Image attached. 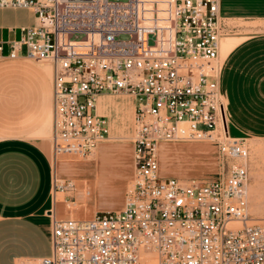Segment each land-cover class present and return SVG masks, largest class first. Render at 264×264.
<instances>
[{
  "label": "built area",
  "instance_id": "1",
  "mask_svg": "<svg viewBox=\"0 0 264 264\" xmlns=\"http://www.w3.org/2000/svg\"><path fill=\"white\" fill-rule=\"evenodd\" d=\"M221 0H0L35 22L0 38V58L53 66L55 156L85 158L110 139L104 94L134 97L133 179L118 210L52 221L41 264H264V217L250 210L251 147L229 129ZM7 50V51H6ZM212 142L219 173L167 177L165 144ZM59 190L76 183L56 178Z\"/></svg>",
  "mask_w": 264,
  "mask_h": 264
},
{
  "label": "crops",
  "instance_id": "2",
  "mask_svg": "<svg viewBox=\"0 0 264 264\" xmlns=\"http://www.w3.org/2000/svg\"><path fill=\"white\" fill-rule=\"evenodd\" d=\"M21 12L32 11L0 9L1 39L18 38L20 28L30 25ZM220 14L230 30L220 47L221 84L229 102L230 133L264 137V26L238 24L264 22V0H221ZM45 72L52 78L53 73ZM112 95H102L98 109L109 117L110 134L116 128L125 138L131 130L134 97L129 104ZM52 117L50 109L33 133L40 143L25 137L0 138V264H41L40 260L53 251V217L85 218L97 211L93 192L99 186L98 177H60L78 187H55L56 178L68 173L65 166L60 168L50 144L44 140L51 131ZM100 154L106 157L107 151ZM88 204L94 212L87 211Z\"/></svg>",
  "mask_w": 264,
  "mask_h": 264
},
{
  "label": "rangeland",
  "instance_id": "3",
  "mask_svg": "<svg viewBox=\"0 0 264 264\" xmlns=\"http://www.w3.org/2000/svg\"><path fill=\"white\" fill-rule=\"evenodd\" d=\"M20 14L26 23L35 22L33 11ZM238 24L264 26V22L261 21H239ZM45 71L53 73V66L48 61L0 58V138L17 136L40 143L39 139H34L33 133L40 127L50 109L53 114V74L51 78ZM112 96L121 98L129 104L133 102V96L129 94ZM130 127L131 130L129 129V134L125 138H122V133L114 128L110 139L101 143L88 157L54 155V159L60 163V168L65 166L68 173L63 174L64 176L59 175V178H99V186L93 192L97 211L118 210L124 205L126 191L133 179L131 142L133 119L130 120ZM52 131L53 117L51 131L44 139L53 150ZM246 137L252 153L250 210L254 216L264 217V137L253 135ZM102 150L107 151L106 157H100ZM160 162L163 175L181 180H209L216 177L220 169L215 144L205 141L165 144L160 152ZM86 207L89 213L95 211L92 204Z\"/></svg>",
  "mask_w": 264,
  "mask_h": 264
}]
</instances>
